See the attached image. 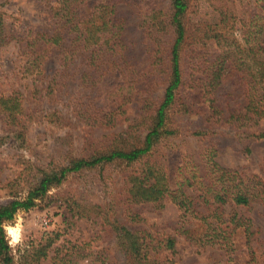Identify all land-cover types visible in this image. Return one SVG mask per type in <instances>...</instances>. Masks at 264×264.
Segmentation results:
<instances>
[{
  "label": "rangeland",
  "instance_id": "obj_1",
  "mask_svg": "<svg viewBox=\"0 0 264 264\" xmlns=\"http://www.w3.org/2000/svg\"><path fill=\"white\" fill-rule=\"evenodd\" d=\"M99 1L89 0L81 7L80 16L90 15L92 6ZM107 1L114 4L118 16L124 20L122 39L128 45V64L144 75L149 71L150 60L142 22L151 16L154 22L165 20L170 0ZM0 3L7 21V32L12 36L22 38L29 29H48L50 26L45 4L39 0H0ZM187 4L182 17L186 32L182 59L184 83L170 109L167 124V128L175 133L163 136L148 160L159 162L166 168L173 187L180 173L192 169L191 161L202 165L201 160L209 158L211 153L220 167L264 185V136L257 137V134H264V119L245 131L249 137L244 140L246 136L234 130L232 125L207 120L210 110L202 91L190 87L191 67L200 59L197 54H201V59H208L209 54L216 55L228 50L230 45H240L252 12L255 9L263 12L264 0H187ZM27 67L18 54L15 40L0 47V96L18 92L28 120L26 129L16 133V129L7 125L0 115V206L14 199H23L44 173L57 171L72 159L88 158L97 151H107L113 146L117 134L137 117L135 107L126 104L123 107L125 112L116 115L113 121L87 125L79 117L78 108L66 105L64 99L55 100L44 95L43 91L37 92L45 83L42 76H49L58 68L56 62H46L41 67L44 73L40 76H35V71L32 73ZM120 84L117 72L104 75L100 83L101 101L106 97L116 98L121 92ZM245 86V80L233 72L216 89L214 96L225 113L244 108ZM106 103L111 105L107 99ZM197 130L209 133L201 139L193 135ZM20 132H23L22 137ZM131 168L116 161L69 174L53 185L43 199H37L35 207L20 210L11 221L2 222L0 227L10 264H52L63 254L71 255L72 259L77 254L86 258L97 251L108 254L110 261L115 262L118 259L115 233L110 232L99 218L91 220L74 215L73 210L82 199L104 207L107 217L115 225L146 230L158 238L173 235L176 244L171 259L175 264H264V192L249 208H235L238 216L249 220L250 228L247 234L242 227L234 230V251L226 253L217 246L190 244L177 231L181 212L170 199L163 201L160 210L149 204L133 206L131 212L137 213L141 221H128L122 194L125 177ZM192 194L198 214L208 215L215 209V205L204 204L201 197H197L198 192ZM224 209V216H230L234 210L231 206ZM190 223L197 224L198 221L194 219ZM48 242L51 245L46 258L35 261L33 251Z\"/></svg>",
  "mask_w": 264,
  "mask_h": 264
},
{
  "label": "trees",
  "instance_id": "obj_2",
  "mask_svg": "<svg viewBox=\"0 0 264 264\" xmlns=\"http://www.w3.org/2000/svg\"><path fill=\"white\" fill-rule=\"evenodd\" d=\"M39 1L45 4L50 26L48 29H29L22 38L7 32V21L0 10V47L15 40L24 66H28V71L32 73L35 71V76L43 75L41 67L50 60L58 65L52 74L42 76L45 83L37 92L43 91L44 95L55 100L64 99L66 105L78 108L79 117L91 126L113 121L116 115L125 112L123 107L126 104L135 107L137 117L117 134L113 146L107 151H97L88 158L72 159L59 170L44 173L23 199H14L0 206V224L11 221L20 210L35 207L36 200L43 199L48 190L67 175L120 161L132 167L125 177L122 194L127 205L125 216L128 221H141L137 213L131 212L133 206L149 204L160 210L163 201L170 199L181 212L177 231L190 244L217 246L226 253H232L234 230L242 227L247 234L250 228L249 220L238 216L235 208H249L264 192V185L244 178L234 170L220 167L211 153L209 158L201 160L202 165L191 161L192 169L188 173H180L173 187L166 168L159 162L148 160L161 138L175 133L167 128V124L170 109L184 83L182 59L186 32L182 17L187 11V0H170L165 20L154 22L153 16L146 17L148 21L143 20L150 60L149 71L144 75L128 64V45L122 39L124 20L118 16L113 3L100 0L92 6L90 15L82 17L81 7L89 0ZM261 8L263 12L256 9L252 12L240 45H230L228 50L216 55L209 54L208 59H201V54H197L200 59L191 67L190 87L202 91L210 110L207 120L232 125L234 130L246 136L244 140L249 137L245 131L264 119V5ZM111 72L120 76L121 92L116 98L106 97L105 101H101V79ZM233 72L245 80L246 105L240 111L225 113L217 104L214 93ZM106 99L111 105L106 103ZM0 115L7 125L16 129V133L28 125L16 91L0 96ZM208 133L207 130H197L193 135L202 139ZM22 134L20 132V137ZM263 136V133L257 134V137ZM194 192H198L197 197H201L204 204L216 206L210 214L196 212ZM225 206L234 208L230 216H224ZM73 212L78 218H99L110 232L115 233L118 259L111 262L108 254L97 251L86 258L77 254L72 259L71 255L63 254L52 264H80L81 260H84L82 264H175L171 259L176 244L173 235L158 238L146 230L115 225L107 217L104 207L83 199L76 204ZM194 219H197V224L190 223ZM50 245L48 242L34 250L33 259L38 262L46 258ZM7 250L0 227V264H10Z\"/></svg>",
  "mask_w": 264,
  "mask_h": 264
}]
</instances>
